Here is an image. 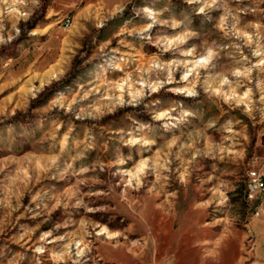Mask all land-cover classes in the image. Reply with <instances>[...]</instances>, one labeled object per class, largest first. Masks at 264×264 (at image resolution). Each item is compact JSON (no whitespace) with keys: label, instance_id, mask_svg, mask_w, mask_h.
<instances>
[{"label":"rangeland","instance_id":"obj_1","mask_svg":"<svg viewBox=\"0 0 264 264\" xmlns=\"http://www.w3.org/2000/svg\"><path fill=\"white\" fill-rule=\"evenodd\" d=\"M264 0H0V264L264 260Z\"/></svg>","mask_w":264,"mask_h":264},{"label":"built area","instance_id":"obj_2","mask_svg":"<svg viewBox=\"0 0 264 264\" xmlns=\"http://www.w3.org/2000/svg\"><path fill=\"white\" fill-rule=\"evenodd\" d=\"M264 194V173L259 170H250L248 172L247 182V198L250 201H255ZM264 210V201L261 202L257 215ZM253 264H264V260H256Z\"/></svg>","mask_w":264,"mask_h":264}]
</instances>
